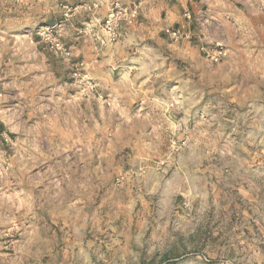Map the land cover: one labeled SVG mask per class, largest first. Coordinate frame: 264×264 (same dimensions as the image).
Returning <instances> with one entry per match:
<instances>
[{
    "label": "rangeland",
    "instance_id": "374dc122",
    "mask_svg": "<svg viewBox=\"0 0 264 264\" xmlns=\"http://www.w3.org/2000/svg\"><path fill=\"white\" fill-rule=\"evenodd\" d=\"M70 1L0 0V264H264L260 2L149 37Z\"/></svg>",
    "mask_w": 264,
    "mask_h": 264
},
{
    "label": "crops",
    "instance_id": "0c3cea01",
    "mask_svg": "<svg viewBox=\"0 0 264 264\" xmlns=\"http://www.w3.org/2000/svg\"><path fill=\"white\" fill-rule=\"evenodd\" d=\"M117 0H72L71 3H82L80 5V11H86L91 9V5H95L96 8L91 11V14L96 17L95 20L107 15L110 10L111 5ZM122 3H128L131 9H135L137 12V17H134L135 23L132 25L133 29H140L143 31V35L155 36L156 34H162L168 36L163 30L166 27H175L178 24L181 25L183 22V7L179 6L175 0H118ZM178 1V0H177ZM185 1V0H182ZM250 2V0H243ZM256 3L261 0H253ZM23 11L27 9L30 12L22 14V20L39 21L40 13L37 8L39 0H22ZM189 2V1H188ZM186 3V2H185ZM214 0H192L189 7L192 12L193 20L190 23V27L187 29H193L194 26L197 27L200 25L201 21L206 18L207 21H210L215 16L210 15L211 13L207 12L210 8L214 7ZM261 9V7H260ZM50 10V8L48 9ZM89 11V10H88ZM262 11V9H261ZM51 12V11H49ZM87 12V11H86ZM264 12V11H262ZM20 15V14H19ZM87 16L90 17V13H87ZM45 22H53L54 18L52 14L48 13L46 18H43ZM96 22V21H95ZM139 22V24H137ZM132 28V27H131ZM91 31V30H90ZM134 31V30H133ZM96 34V33H94ZM147 34V35H146Z\"/></svg>",
    "mask_w": 264,
    "mask_h": 264
},
{
    "label": "built area",
    "instance_id": "2783aa9c",
    "mask_svg": "<svg viewBox=\"0 0 264 264\" xmlns=\"http://www.w3.org/2000/svg\"><path fill=\"white\" fill-rule=\"evenodd\" d=\"M185 1H189V0H185ZM261 9L262 11H264V0H261ZM129 15V8L128 7H124L121 5L116 4V6L113 8V11L110 13L107 21V26H110V31L112 35H116L115 32V27L117 25H119L120 21H122L123 19H125L127 16ZM187 17L190 18V14H187ZM171 33L173 34V36L175 38H178L180 35V30H173L171 31ZM56 48H60V43L56 42L54 43V45ZM226 53L222 48H218L216 50H214L211 53V57L213 60L218 61L220 58H222L223 56H225Z\"/></svg>",
    "mask_w": 264,
    "mask_h": 264
}]
</instances>
